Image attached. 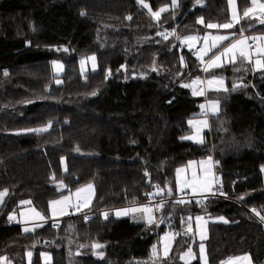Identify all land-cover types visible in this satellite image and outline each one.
Returning <instances> with one entry per match:
<instances>
[{
	"label": "trees",
	"instance_id": "1",
	"mask_svg": "<svg viewBox=\"0 0 264 264\" xmlns=\"http://www.w3.org/2000/svg\"><path fill=\"white\" fill-rule=\"evenodd\" d=\"M143 1L153 10L172 3ZM237 3L242 20L214 54L240 35L251 34L250 45L264 33V23L248 29L260 20L243 16L251 0ZM229 20L228 0H178L158 18L141 0H0V192H7L0 257L28 264L32 249L31 264H44L43 250L51 264H150L159 236L174 231L160 264H202L194 221L204 213L227 219L209 223L211 264L245 254L264 264V226L247 209L264 214V69L238 59L205 71V93L199 63L175 43L222 31L208 25ZM90 54L98 68L82 73L79 58ZM56 60L65 65L61 75ZM213 77L224 88H209ZM196 80L202 94H194ZM210 99L219 102L215 113L202 111ZM199 114L209 119L202 144L184 139ZM208 154L230 199L211 196L205 206L196 196L177 199V168ZM87 183L95 185L87 209L97 214L64 217L53 228L51 202ZM152 193L169 198L158 220L104 217ZM27 199L49 218L28 232L9 224ZM189 249L195 258L186 262Z\"/></svg>",
	"mask_w": 264,
	"mask_h": 264
},
{
	"label": "rangeland",
	"instance_id": "2",
	"mask_svg": "<svg viewBox=\"0 0 264 264\" xmlns=\"http://www.w3.org/2000/svg\"><path fill=\"white\" fill-rule=\"evenodd\" d=\"M177 3H178V0H175V5H177ZM261 3H264V2L262 0H258V4H261ZM141 4L143 6L147 5V7H145V6L144 7L151 14L155 13V12H160V9H164V8L167 9L170 5H174L173 0H172V3L170 5L162 6L159 10H153L146 1L142 0ZM228 5H229V12H230L231 20L224 22L221 25L227 24V23H232L234 26L237 24L236 20L233 19L234 16L238 17L239 22L242 20V18L240 16L239 9H238L237 0H228ZM249 8H254L255 11L253 14H250L249 16H247L248 18L243 15L244 18L249 19V18H260L261 17L260 10H259L257 5L251 4V6ZM211 24L217 25L215 23H211ZM231 28H222L223 29L222 31H216V32L208 31L204 34L188 35L185 37H181V42L187 43L190 48H194V47H196V45L200 44L202 46V50L200 51L199 55L201 58H204V59L207 57L208 58L210 57L209 60H207V62L209 64V62L215 56H221V54L224 53V50L226 48L230 47L232 44H235L237 41L245 40V44L243 45V47H245L246 49L248 48V46H249L248 45V38L249 37L247 35L246 36L240 35L239 37L235 38L232 42L228 43L220 51H218L217 53L214 54V51L216 49H218L225 41H227L233 35V32L230 31ZM263 35H264V33H263ZM219 36H225V37H227V39L222 40V41L214 40L215 37H219ZM188 38H193V39H188ZM213 44H215L216 46L212 47ZM207 49H211V50L205 52V50H207ZM253 50H255V49H253ZM253 50L251 48L252 55H253ZM93 57H94V59H92ZM228 59H229L228 56H221V60L217 61V63L222 66L225 63H229ZM79 67H80V71L82 73H88L90 71H96L98 68L96 56L93 54L80 56ZM207 67H208V65H207ZM253 67H254V69H256L255 64ZM64 68H65V65L62 61L56 60L53 62V69H54V73L56 75H61L64 72ZM215 68H217V67H215ZM212 69H214V68H211L210 70H212ZM210 80L214 81V82L212 84H209L208 81H210ZM219 80L223 81L222 85L215 82V81H219ZM208 81H207V86H209V88H211V89L212 88L220 89V88H224V86H225V80L222 77L209 78ZM199 83L200 82L198 80H196L195 83H193L192 89L194 90V92H199V89H198ZM213 102H218V101L214 100V99H212V100L210 99L208 101V104H206V103L202 104V106H203L202 111L204 109L209 108L211 113H215V111H213L211 108V104ZM218 107H219V102H218ZM190 121L193 122V123H189L191 130L188 134H186L184 136V139L193 141V142L198 143V144H202L205 141V132L208 131V129H209L208 117L206 115L199 114L198 116L191 118L189 120V122ZM202 121L207 122L206 127H204L203 124L199 123ZM186 137H193V139H186ZM178 170H181V171H178ZM215 175H216V170L214 167L213 157L211 156V154H208V155H206L202 158H199V159L191 160L186 165H182V166L177 168L176 184H175L176 189L180 193L189 192L198 198L207 197V196H209L210 192L213 191L215 188ZM192 185H195V188H193ZM89 186H91V187H89ZM209 189H210V191H209ZM160 190H162V189H160ZM94 194H95V185L93 183H87L83 186H80L76 189H73L72 191H69L68 193H66L65 195H62L59 198L54 199L52 201L53 202L52 208L57 210L58 212H64L70 216L71 212L67 209L68 206L76 207L78 201H81L83 204L82 208H87L91 205ZM24 202H31V200L27 199L25 201H22L21 204H23ZM54 202H58V203H54ZM132 208L137 209L138 206H135V207L122 206V207H118V208L113 209L114 211H105L104 217H131V219L134 222L147 221V218L144 214V211H142V209H144L143 207L139 206V208L137 209V210H139L138 213H132V211H131ZM27 210H33L34 213L30 215L29 213L27 214V213H25V211H23L21 214V220L23 219V215L25 218H29V219H35V218L43 219L44 218L43 213L40 210H38L35 206L30 207V209H27ZM124 210H128L127 214H124ZM118 212L121 214L117 215ZM135 212H137V211H135ZM50 215H51V217H54L53 216L54 214L50 213ZM10 217L16 218L17 215L14 212L11 214ZM197 218H200V219L197 220ZM154 220H155V217H154ZM218 221L219 222H225V221H227V219L224 216L207 215L204 213L198 214L195 217L194 223L196 224V234H197L198 239L201 240L200 257H201L202 264H211L208 260L207 247H206L205 241L207 240L208 235H209V223L210 222H218ZM39 225H40V223H37V224L30 226V227L22 225V228L24 231L28 232V231H31L30 228H36ZM175 238H176V233L174 231H166V232H163L159 236V244L155 249V254H154L150 264H160V258L163 256H167L170 253L172 246L174 244ZM97 245H99L100 247L103 246L102 244H97ZM97 245H96V247H97ZM201 245H203V251H201ZM33 255H34V250H32V249L27 250L26 258H27L28 264L32 263ZM96 255L101 256L100 254H96ZM41 256H42V262L44 264H51L52 263L53 258H52V253L50 251H48V250L41 251ZM182 258L186 262H189L195 258V255H194L193 251L189 249L188 251H186L182 255ZM0 261L3 262L4 264H6V263L10 264L9 260L6 257H0ZM219 264H252V260L250 257L246 256V254H245V255H240V256L234 257L232 260H227V259L223 260Z\"/></svg>",
	"mask_w": 264,
	"mask_h": 264
},
{
	"label": "built area",
	"instance_id": "3",
	"mask_svg": "<svg viewBox=\"0 0 264 264\" xmlns=\"http://www.w3.org/2000/svg\"><path fill=\"white\" fill-rule=\"evenodd\" d=\"M261 19H264V16H261L260 20ZM260 20L258 22H256L255 24L251 25L248 29H253L256 25L261 24ZM172 36H173V34L170 30H168V29L163 30V37L164 38H172ZM175 41H176L175 43L178 45L179 48L188 51L191 54V56L194 57L197 60V62L199 63L200 69L202 70V74H203V84L201 85V89L206 93V84H205L204 75H205V69L207 68L208 62L199 56V52L201 50V47L197 45L194 48H190L187 43L181 42V40H179L178 38H176ZM256 41H257L256 39H253L252 41H250V45L256 44ZM215 165H217V163H215L214 166ZM211 196L223 197V198L230 199L228 194L223 190L222 183L219 182L217 179H215V188L212 191V193H210L209 196L202 198V205L203 206H205L207 204V198H209ZM193 197H195V196L188 193V192L179 193L176 196L177 199H181V200L190 199ZM168 199L169 198L159 197L157 194L152 193L149 195V197L146 200L138 203V205L143 207V208L150 209V211L153 213V215L155 217V220H158L157 215L161 211L163 203L165 201H167ZM82 205H83L82 202L78 201L76 207L68 206L67 209L71 212L70 217L83 216L85 220H90L99 211V210H91V209L88 210L87 208H82ZM247 209L264 226V220H261V218H260L261 216H264L263 208H261V207L260 208L259 207H247ZM253 209H255L256 211H253ZM257 212L260 213L259 216L256 214ZM68 216H65V217H68ZM63 218L64 217L55 218V219L50 220L49 222L51 223V226L53 228H59ZM9 224L14 225V222L10 220Z\"/></svg>",
	"mask_w": 264,
	"mask_h": 264
},
{
	"label": "snow or ice",
	"instance_id": "4",
	"mask_svg": "<svg viewBox=\"0 0 264 264\" xmlns=\"http://www.w3.org/2000/svg\"><path fill=\"white\" fill-rule=\"evenodd\" d=\"M141 2H142V0H141ZM251 2H252L253 5H257L258 6L261 15L264 16V3L258 4V0H251ZM173 4L175 6V0H173ZM144 6L147 7V5H144ZM166 10H167L166 8L160 9V12L166 11ZM254 11H255L254 8H249L248 10H246L244 12V16L247 17L250 14H253ZM160 12L152 13V15L158 18L159 15H160ZM233 19L236 20V22H239L238 17L234 16ZM200 22H202V20ZM260 22L264 23V19H261ZM208 27L209 28H216V27L231 28V27H233V24L232 23H227V24H223V25H219V26L218 25H214V24H209ZM173 35H174V33H173ZM188 39H193V38H188ZM225 39H227V37H225V36H219V37H215L214 38V40H216V41H222V40H225ZM254 39H261V38H254ZM244 44H245V40L237 41L235 44H232L230 47L226 48L224 50V53L221 54V56H228L229 57V59H228L229 63H236L238 58L240 60H247L249 63H252L253 60H252L251 46H248V48L246 49L245 47H243ZM215 46H216L215 44L212 45V47H215ZM210 50L211 49H207V50H205V52L210 51ZM256 55H257V57H264V46H261L259 44L256 46ZM221 56H215L209 62L208 67L205 69V71H208L211 68H215V67L221 66L220 64L217 63V61L221 60ZM92 59H94V57ZM254 63H255V66H256L257 70L264 69V59L257 58V59H255ZM213 82L214 81H211V80L208 81L209 84H212ZM215 82L219 83L221 85L223 84L222 80L215 81ZM185 86L187 87L188 85H185ZM224 90L227 91L226 88ZM194 94H202V92H194ZM211 108H212L213 111L218 110V102H213L211 104ZM189 123H193V122L190 121ZM199 123L203 124L204 127L207 126V122L206 121H202V122H199ZM186 139H193V137H186ZM178 171H181V170H178ZM89 187H91V186H89ZM192 187L195 188V185H192ZM209 191H210V189H209ZM54 203H58V202H54ZM127 211L128 210H124V214H127ZM132 211H137V209H132ZM142 211L149 212L150 209L144 208V209H142ZM253 211H256V210L253 209ZM119 214H121V213L118 212L117 215H119ZM256 214L258 216L260 215L259 212H257ZM260 218H261V220H264V216H261ZM199 219L200 218H197V220H199ZM149 222H151V219L149 220ZM97 247H100V246L97 245ZM201 251H203V245H201Z\"/></svg>",
	"mask_w": 264,
	"mask_h": 264
},
{
	"label": "crops",
	"instance_id": "5",
	"mask_svg": "<svg viewBox=\"0 0 264 264\" xmlns=\"http://www.w3.org/2000/svg\"><path fill=\"white\" fill-rule=\"evenodd\" d=\"M261 14V13H260ZM255 19V18H254ZM257 19H260V18H257ZM249 38H248V45H249V40L252 38V35L251 34H249V35H247ZM258 37L259 38H261L260 39V43H259V45H261V46H264V35H263V33L261 34H259L258 35ZM250 46V45H249ZM252 48V50L253 49H255V50H253V55H252V60H253V62H252V64H253V66H254V61H255V59H257V58H261V59H264V57H257V55H256V47H251ZM212 192V191H211ZM210 192V193H211ZM6 196H7V192L6 191H1L0 192V207L2 206V204H3V202L5 201V198H6ZM94 198V197H93ZM25 201V200H24ZM52 203L53 202H51V204H50V213L51 214H54L53 216L54 217H51V218H53V219H55V218H62V217H65V216H68L66 213H64V212H58L57 210H55V209H53L52 208ZM34 205L31 203V202H24L23 204H21V207H20V209L18 210V211H16L15 213H16V215H17V217L15 218V217H10L9 218V221L11 220V221H13L14 222V225H20L21 227H22V225H25V226H27V227H30V226H33V225H35V224H37V223H44V222H46L49 218H47V217H45L44 216V218L43 219H39V218H35V219H29V218H25L24 217V215H23V219L21 220V214H22V212L23 211H25V213H29L30 215L31 214H33L34 212H33V210H27V209H30V207H33ZM130 206H132V207H135V206H138V208H139V205L138 204H134V205H130ZM137 208V209H138ZM132 209H135V208H132ZM27 211V212H26ZM111 211H114V210H111ZM132 211V210H131ZM138 211L139 210H137V212H135V211H132V213H138ZM144 214H145V216H146V218H147V221H142V222H145V223H151V222H153L154 221V215H153V213L151 212V211H149V212H144ZM151 219V222H149V220ZM34 228H30V230L32 231ZM246 256H248V254H246ZM249 257V256H248ZM0 264H4L3 262H1L0 261ZM7 264V263H6Z\"/></svg>",
	"mask_w": 264,
	"mask_h": 264
}]
</instances>
